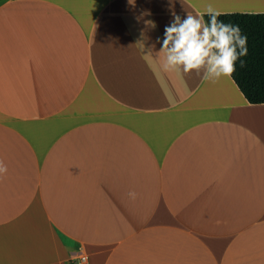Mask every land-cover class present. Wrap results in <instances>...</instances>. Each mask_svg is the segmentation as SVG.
<instances>
[{"label": "crops", "instance_id": "crops-1", "mask_svg": "<svg viewBox=\"0 0 264 264\" xmlns=\"http://www.w3.org/2000/svg\"><path fill=\"white\" fill-rule=\"evenodd\" d=\"M209 4L0 0V264H264V103L161 68Z\"/></svg>", "mask_w": 264, "mask_h": 264}, {"label": "clouds", "instance_id": "clouds-1", "mask_svg": "<svg viewBox=\"0 0 264 264\" xmlns=\"http://www.w3.org/2000/svg\"><path fill=\"white\" fill-rule=\"evenodd\" d=\"M135 0H131L134 5ZM209 19L205 21L204 16ZM224 13L209 4L204 12L186 15L183 19L174 15L165 26L160 50L164 54L161 68L164 72L184 75L203 73V79L211 83L221 78L231 79L236 71V62L244 65L242 57L248 54V37L238 24L225 23L218 19ZM155 27V24H152ZM7 172V166L0 161V175ZM132 198L135 192H130Z\"/></svg>", "mask_w": 264, "mask_h": 264}, {"label": "trees", "instance_id": "trees-1", "mask_svg": "<svg viewBox=\"0 0 264 264\" xmlns=\"http://www.w3.org/2000/svg\"><path fill=\"white\" fill-rule=\"evenodd\" d=\"M205 21L209 19L204 16ZM225 23L238 24L242 33L248 37V54L236 62L233 81L244 98L252 103H264V12L244 13L225 12L218 17Z\"/></svg>", "mask_w": 264, "mask_h": 264}, {"label": "built area", "instance_id": "built-area-1", "mask_svg": "<svg viewBox=\"0 0 264 264\" xmlns=\"http://www.w3.org/2000/svg\"><path fill=\"white\" fill-rule=\"evenodd\" d=\"M79 259H80L81 262L85 261V257L84 256H80Z\"/></svg>", "mask_w": 264, "mask_h": 264}, {"label": "bare ground", "instance_id": "bare-ground-1", "mask_svg": "<svg viewBox=\"0 0 264 264\" xmlns=\"http://www.w3.org/2000/svg\"><path fill=\"white\" fill-rule=\"evenodd\" d=\"M11 248V250H14V247H10ZM17 250V249H16ZM14 252V251H13Z\"/></svg>", "mask_w": 264, "mask_h": 264}]
</instances>
